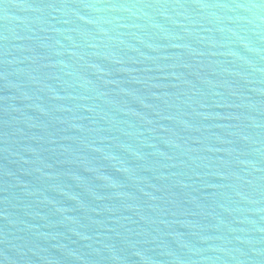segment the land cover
I'll list each match as a JSON object with an SVG mask.
<instances>
[{
    "label": "water",
    "instance_id": "obj_1",
    "mask_svg": "<svg viewBox=\"0 0 264 264\" xmlns=\"http://www.w3.org/2000/svg\"><path fill=\"white\" fill-rule=\"evenodd\" d=\"M0 264H264V0H0Z\"/></svg>",
    "mask_w": 264,
    "mask_h": 264
}]
</instances>
